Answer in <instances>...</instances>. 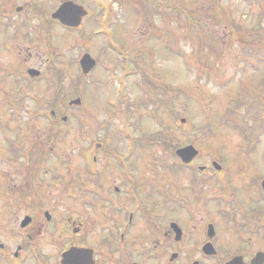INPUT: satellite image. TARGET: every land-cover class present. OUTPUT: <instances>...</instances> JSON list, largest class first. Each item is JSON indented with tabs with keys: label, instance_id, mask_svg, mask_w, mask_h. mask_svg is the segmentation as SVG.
<instances>
[{
	"label": "flooded vegetation",
	"instance_id": "flooded-vegetation-1",
	"mask_svg": "<svg viewBox=\"0 0 264 264\" xmlns=\"http://www.w3.org/2000/svg\"><path fill=\"white\" fill-rule=\"evenodd\" d=\"M22 5L9 12L0 8L4 30L15 29L0 48L13 51L19 28L27 31L36 21L48 54L38 59V65H23L18 75L8 60L12 55L0 51V94L6 103V108L0 105V115L7 111L16 121L24 117L13 136L5 134L0 142V154L10 155L5 161L11 168L7 172L0 166V264H62L63 255L71 250L76 264H264V169L253 161L258 172L243 177L239 173L237 178L218 157L199 162L198 148V155L186 162L177 152L187 146L161 144L157 133L131 136L132 107L119 90L121 101L106 112L99 128L108 132L109 119H122L110 130L121 135L124 144L92 143L86 136L93 134L88 118L97 111L87 100L89 88L79 84L89 79L94 90L98 84L114 83L117 77L110 71L121 69L124 88L129 87L126 78L137 75L136 84L142 87L145 70L150 73L149 67L140 66L143 46L138 45L139 54L133 58L111 45L113 34L107 24L91 31L88 42L98 43L115 59L103 65L108 75L98 80L92 71L99 67L100 56L93 57L95 66L82 74L80 60L91 46L80 48L76 93L67 94L60 72L53 73L61 53L53 47L52 29L73 33L82 23L68 28L52 13L41 15L36 0H23ZM2 76L19 86L15 93L12 85L7 92ZM32 86L44 92L27 91ZM111 100H106L107 108ZM152 116L156 120L155 111ZM71 120L77 133L74 156L61 144L67 133L62 127ZM39 121L45 122L43 128L31 126ZM30 131L42 141L32 134L33 141L26 144ZM86 140L89 144H78ZM158 148L172 155L169 162L163 163Z\"/></svg>",
	"mask_w": 264,
	"mask_h": 264
},
{
	"label": "rangeland",
	"instance_id": "rangeland-1",
	"mask_svg": "<svg viewBox=\"0 0 264 264\" xmlns=\"http://www.w3.org/2000/svg\"><path fill=\"white\" fill-rule=\"evenodd\" d=\"M0 1V8L5 12L23 7V0ZM101 1L36 0L40 14L44 16L55 12L67 2H72L85 11L80 28L73 33L52 29L53 47L61 53L54 60L53 73L60 72L58 78L67 94L76 93V63L80 48H84L86 44L91 46L87 55L94 62L93 57L99 58V67L92 71V77L98 80L105 79L108 75L103 65L115 59L110 52L101 51L98 43L95 42L92 46L88 42L91 31L104 29L107 24L113 34L111 45L129 51L133 58L139 54L138 45L143 46L139 55L140 66L150 69V73L145 70L147 68L144 69L145 77L142 82L145 88L143 84L142 87L136 84L140 75L126 78L129 87L124 88L121 84L124 78L121 69L110 71L117 77L114 83L110 81L105 86L98 84L94 90L90 88L89 79L79 84L87 86L85 89L89 88L86 91L87 100L90 108L97 111L89 113L88 119L93 121V134L86 135L88 140L105 146L124 144L120 140L121 135L115 131L112 135L111 131L122 124V119H109L108 132L99 128L100 122L107 119L106 112L121 101L119 90L125 93L127 104L132 107L131 114L128 115L131 136L141 138L157 133L171 141L175 148H198L201 150L199 162L205 163L210 157H218L226 165L229 164L230 172L238 174H235L237 178L239 173H243V177L258 172L252 165L253 161L259 169H264V128L259 133L258 127L255 131L240 125L237 117L232 114V110L238 113L245 110L240 101L242 94L247 96L245 92L264 97V0ZM172 18L176 19L175 24L170 23ZM16 19L18 22L19 17ZM3 22L2 18L1 23ZM194 25L197 28L203 27V34ZM4 29L0 24V42H7L9 36L15 33L12 31L15 30L14 27L12 30ZM19 30L16 42L12 45L13 51L6 52L4 48H0L3 56L6 53L12 55L8 60L16 67L18 75L24 69L23 65H38V59L48 54L45 50L44 33L36 28V21H33V27L27 31ZM57 32L60 35L58 37L55 35ZM251 45L253 49H243L244 46ZM251 50L252 57H249ZM84 57L85 55L81 57L80 62ZM24 59H28L27 62L24 63ZM1 80L7 92L10 85L13 86L12 93L18 90L19 86L15 87L14 81H7L3 76ZM94 82H97L96 79L91 83ZM148 82L152 84L147 86ZM27 91L44 92L34 87ZM110 97L112 100L107 108L105 102ZM135 104L138 106L134 107ZM0 105L1 108H6L5 98L1 94ZM153 111L157 114L156 120L152 116ZM6 112L2 111L0 115V142L4 141L5 134L13 136L15 125H22L24 122V117L16 121ZM73 121L62 127L67 133L61 144L71 148V151H67L74 156L77 133ZM31 126L43 128L45 122L31 123ZM32 134H36V140L42 141L41 136L30 131L24 137L26 144L33 141ZM88 140L78 144H89ZM160 150L163 163L169 162L172 155L167 150L158 148ZM9 157L5 151L0 154V166L7 172L11 171L8 161H5ZM162 172L164 177L166 171ZM65 214H59V217Z\"/></svg>",
	"mask_w": 264,
	"mask_h": 264
},
{
	"label": "water",
	"instance_id": "water-1",
	"mask_svg": "<svg viewBox=\"0 0 264 264\" xmlns=\"http://www.w3.org/2000/svg\"><path fill=\"white\" fill-rule=\"evenodd\" d=\"M85 15L82 7L67 2L61 5L58 10L53 14V18L59 20L62 24L71 27H77L80 24L81 17ZM94 66V61L85 56L81 61V68L84 73H87ZM184 121V120H183ZM178 156L188 162L190 158L197 155V151L191 146L178 150ZM264 187V183H263ZM62 264H76V254L74 250L67 252L63 256Z\"/></svg>",
	"mask_w": 264,
	"mask_h": 264
},
{
	"label": "trees",
	"instance_id": "trees-1",
	"mask_svg": "<svg viewBox=\"0 0 264 264\" xmlns=\"http://www.w3.org/2000/svg\"><path fill=\"white\" fill-rule=\"evenodd\" d=\"M193 27L197 28V25H194ZM197 29L201 30L203 29V27ZM203 31L204 30H201L202 34ZM246 48L253 49L252 45L248 47H243V49ZM251 53L252 50L248 53L249 57H252L250 56ZM242 59H244V56H242ZM245 93H247V96H243V94L240 96V101L243 103L245 110L243 109L242 113H238L232 110V114L233 116L235 115V117H237L236 119L239 121L240 125H243L247 128H251L253 130L255 129V131L257 130L256 127H258V132L260 133L264 128V97L262 95H255L252 92ZM237 114H241L242 116L238 117ZM161 141L162 144H172L171 141H168L164 137H161Z\"/></svg>",
	"mask_w": 264,
	"mask_h": 264
}]
</instances>
